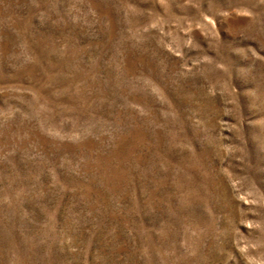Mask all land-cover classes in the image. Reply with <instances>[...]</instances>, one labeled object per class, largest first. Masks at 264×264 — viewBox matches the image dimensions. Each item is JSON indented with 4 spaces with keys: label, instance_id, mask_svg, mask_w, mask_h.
I'll return each instance as SVG.
<instances>
[{
    "label": "rangeland",
    "instance_id": "1",
    "mask_svg": "<svg viewBox=\"0 0 264 264\" xmlns=\"http://www.w3.org/2000/svg\"><path fill=\"white\" fill-rule=\"evenodd\" d=\"M0 264H264V0H0Z\"/></svg>",
    "mask_w": 264,
    "mask_h": 264
}]
</instances>
